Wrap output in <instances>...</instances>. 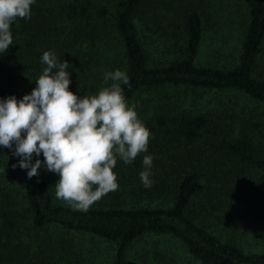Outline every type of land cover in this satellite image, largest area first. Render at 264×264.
Instances as JSON below:
<instances>
[{"label":"trees","instance_id":"obj_1","mask_svg":"<svg viewBox=\"0 0 264 264\" xmlns=\"http://www.w3.org/2000/svg\"><path fill=\"white\" fill-rule=\"evenodd\" d=\"M241 1L219 64L198 59L202 0H35L12 23L0 100L30 94L53 51L80 97L125 71L151 136L134 161L117 159L118 189L87 212L56 198L58 174L29 179L0 146V264H264V0Z\"/></svg>","mask_w":264,"mask_h":264},{"label":"clouds","instance_id":"obj_2","mask_svg":"<svg viewBox=\"0 0 264 264\" xmlns=\"http://www.w3.org/2000/svg\"><path fill=\"white\" fill-rule=\"evenodd\" d=\"M34 2L0 0V52H7L13 44L12 23L30 18ZM41 60L46 67L30 94L19 100L14 95L0 100V146L21 158L18 166L28 170L29 179L38 177L42 166L58 174L56 198L87 212L118 189L113 171L117 159L129 164L147 152L151 133L138 117L137 105L126 100L122 84L130 83L125 71L106 72V86L80 97L69 90L68 61L53 51L43 52ZM34 154H42L43 163L39 158L33 163ZM142 163L140 179L150 188L153 156L144 155Z\"/></svg>","mask_w":264,"mask_h":264},{"label":"rangeland","instance_id":"obj_3","mask_svg":"<svg viewBox=\"0 0 264 264\" xmlns=\"http://www.w3.org/2000/svg\"><path fill=\"white\" fill-rule=\"evenodd\" d=\"M202 7L205 9L201 15L203 38L198 59L202 63L219 64L217 53L232 49L237 42L240 29L236 30V26L244 19V5L241 0H202ZM228 16L234 18L237 25L225 24Z\"/></svg>","mask_w":264,"mask_h":264}]
</instances>
